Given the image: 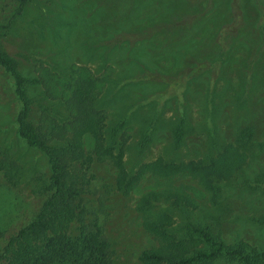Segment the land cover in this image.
<instances>
[{
	"label": "rangeland",
	"instance_id": "374dc122",
	"mask_svg": "<svg viewBox=\"0 0 264 264\" xmlns=\"http://www.w3.org/2000/svg\"><path fill=\"white\" fill-rule=\"evenodd\" d=\"M248 2L216 77L205 68L186 79L190 57L203 56L200 50L212 43L229 0H214L187 24V0H27L16 16L18 1L0 0V24L6 25L0 28V56L15 71L0 63V231L10 235L26 226L54 191L50 160L20 134L19 112L25 108L30 134L57 148L70 143L84 107L104 113L107 124L121 123L115 133L125 139L130 173L158 157L208 161L239 134L249 138L245 166L221 183L216 202L188 175L163 179L151 171L123 194L115 167L97 160L88 136L82 151L72 140L64 148L65 180L75 179L81 189L73 203L106 243L111 264H144L142 251L162 244L146 223L162 211L172 216L165 228L176 239L186 237L191 221L209 225L226 243L243 240L264 250V39L256 30L258 8ZM194 9L203 11L202 5ZM168 21L174 26H164ZM83 72L92 86L78 97ZM175 188L197 206L161 198L150 216L139 211L143 194ZM71 230L79 232L77 223ZM188 264L237 263L221 258Z\"/></svg>",
	"mask_w": 264,
	"mask_h": 264
},
{
	"label": "trees",
	"instance_id": "16d2710c",
	"mask_svg": "<svg viewBox=\"0 0 264 264\" xmlns=\"http://www.w3.org/2000/svg\"><path fill=\"white\" fill-rule=\"evenodd\" d=\"M17 1L18 6L14 16L22 12L27 2V0ZM213 1L187 0L192 10L185 15V24L195 22L203 13L210 10ZM244 2L245 0H229V14L226 20L219 26L212 43L200 50L203 56L192 55L190 57V64L186 65L187 70L183 78H191L205 68L212 71L213 77H216L235 32L242 27L245 21ZM248 4L258 8L256 30L260 39H264V0H249ZM197 5H202L203 11L194 9ZM164 23V26L169 28L175 24L174 21ZM5 26L0 24V28ZM0 63L15 74L7 59L0 56ZM85 76L87 75L83 72V77ZM91 86V82L85 77L83 83L78 85L77 96L88 95ZM17 90L21 93V89L17 88ZM25 112L23 108L17 116L19 132L28 144L38 146L48 156L52 173L51 187L54 191L26 226L10 235H7L6 231H0V264H53L55 262L111 264L106 243L96 237L86 226L82 213L77 211L73 203L81 189L76 187L75 179L67 182L65 180L67 171L64 148L68 147L72 140H74L72 147L82 151L83 138L88 136L97 160H108L115 167L117 173L115 185L123 194H128L142 175L146 171H151L157 178L163 179L188 175L196 179L198 186L208 192L211 200L216 202L222 188L221 183L233 178L245 166L249 157L245 150V144L249 138L245 136V133H241L235 142L225 143L221 150L208 161L189 159L168 162L158 157L151 162L140 164L134 173H130L126 169L124 160L125 139L116 136L115 133L121 123L116 125L105 123L104 113L97 112L96 114L83 107L79 128L73 131L70 143L67 142L68 145L65 147L53 148L25 129L23 117ZM175 133L177 138L182 134L177 129ZM198 192L203 193L202 190ZM161 198L172 200V205L176 206L182 202L192 207L197 206L195 200L185 191H178L176 188L174 190L163 189L143 194L138 204L139 211H142L145 216H150L151 208L159 206L160 200L163 201ZM155 213L146 225L152 228L154 235L160 237L162 244L157 248L142 251L140 259L144 264H163L165 259L172 264H188L190 262H210L221 258L237 264H264V250L251 246L243 240L226 243L219 235L213 233L209 225L202 226L189 221L184 226L186 237L181 240L176 239L170 236L165 228L172 223V216L166 211ZM259 222L264 224V216L259 218ZM73 223H77L79 229L76 234L71 230Z\"/></svg>",
	"mask_w": 264,
	"mask_h": 264
}]
</instances>
